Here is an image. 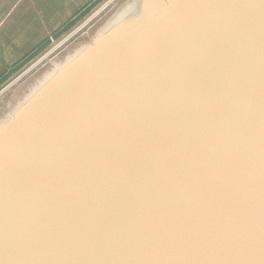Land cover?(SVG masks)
I'll return each instance as SVG.
<instances>
[{"label":"water","instance_id":"water-1","mask_svg":"<svg viewBox=\"0 0 264 264\" xmlns=\"http://www.w3.org/2000/svg\"><path fill=\"white\" fill-rule=\"evenodd\" d=\"M0 264H264V0H123L13 91Z\"/></svg>","mask_w":264,"mask_h":264},{"label":"rangeland","instance_id":"rangeland-1","mask_svg":"<svg viewBox=\"0 0 264 264\" xmlns=\"http://www.w3.org/2000/svg\"><path fill=\"white\" fill-rule=\"evenodd\" d=\"M23 0L21 4L14 0H0V21L3 10L7 14L3 28L0 27V43L4 59L9 66L16 65L21 59L35 49L42 41L57 32L63 25L73 19L91 0ZM123 0H106L95 10L77 23L70 31L53 42L41 55L14 74L0 87V104L19 86L92 27ZM6 71L1 61L0 76Z\"/></svg>","mask_w":264,"mask_h":264},{"label":"flooded vegetation","instance_id":"flooded-vegetation-1","mask_svg":"<svg viewBox=\"0 0 264 264\" xmlns=\"http://www.w3.org/2000/svg\"><path fill=\"white\" fill-rule=\"evenodd\" d=\"M61 1H62V0H60L59 3H60ZM93 1H95V0H91V1H89L88 4H87V6L90 5ZM104 1H106V0H102V1H101L96 7H94V8H93V9L87 14V16L90 15V14L95 10V8H97V7H98L101 3H103ZM87 6H85L84 8H82V9L79 11V13H80L82 10H84ZM79 13H78V14H79ZM78 14H77V15H78ZM77 15H76V16H77ZM76 16H74L73 18H75ZM87 16H85V17H87ZM85 17H84V18H85ZM84 18H83V19H84ZM83 19H81V20H83ZM71 20H72V19H71ZM81 20H80V21H81ZM80 21H79V22H80ZM68 22H69V21H68ZM68 22H67V23H68ZM79 22H78V23H79ZM76 24H77V23H76ZM63 26H64V25H63ZM73 27H74V26H73ZM73 27H72V28H73ZM61 28H62V27H61ZM72 28H71V29H72ZM71 29H70V30H71ZM70 30H69V31H70ZM0 38H1V36H0ZM47 39H48V38H47ZM0 42H1V41H0ZM43 42H44V41H42L40 44H42ZM40 44H39V45H40ZM1 45H2V44L0 43V46H1ZM39 45H38V46H39ZM38 46H37V47H38ZM37 47H35V49H36ZM32 51H33V50H32ZM32 51H31V52H32ZM27 55H28V54H27ZM27 55H26V56H27ZM21 60H22V59H21ZM1 61H2V60H1ZM4 64H5V63H4ZM14 66H15V65H14ZM12 67H13V66H12ZM4 74H6V71H5ZM4 74H3V75H4ZM3 75H1V76H3ZM1 76H0V77H1Z\"/></svg>","mask_w":264,"mask_h":264},{"label":"crops","instance_id":"crops-1","mask_svg":"<svg viewBox=\"0 0 264 264\" xmlns=\"http://www.w3.org/2000/svg\"><path fill=\"white\" fill-rule=\"evenodd\" d=\"M23 0H14V3H17L18 5L22 3ZM12 11V6L10 7V10L4 9L2 13H4L3 18L0 21V27L3 28V26H5L6 23H4L6 21V17L7 14H9V12Z\"/></svg>","mask_w":264,"mask_h":264}]
</instances>
